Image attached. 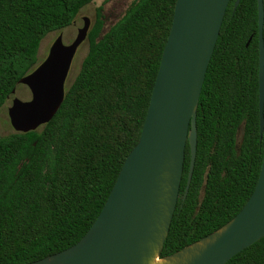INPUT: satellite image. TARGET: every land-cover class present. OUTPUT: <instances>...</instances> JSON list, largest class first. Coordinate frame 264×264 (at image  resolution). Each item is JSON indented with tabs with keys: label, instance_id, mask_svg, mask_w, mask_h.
I'll list each match as a JSON object with an SVG mask.
<instances>
[{
	"label": "trees",
	"instance_id": "16d2710c",
	"mask_svg": "<svg viewBox=\"0 0 264 264\" xmlns=\"http://www.w3.org/2000/svg\"><path fill=\"white\" fill-rule=\"evenodd\" d=\"M91 1L0 0V108L37 65L41 39L70 25ZM175 1L133 0L105 32L99 7L88 51L54 116L35 130L0 136V264L56 253L89 229L138 141ZM234 2H228L206 69L193 171L185 191L187 142L161 256L231 219L259 175L264 132L260 138L257 0H240L235 8ZM225 264H264V236Z\"/></svg>",
	"mask_w": 264,
	"mask_h": 264
},
{
	"label": "water",
	"instance_id": "95a60500",
	"mask_svg": "<svg viewBox=\"0 0 264 264\" xmlns=\"http://www.w3.org/2000/svg\"><path fill=\"white\" fill-rule=\"evenodd\" d=\"M229 1H175L138 141L125 157L100 212L76 243L25 264H225L264 236L263 147L255 187L241 209L209 234L173 253L160 255L179 196L187 142L190 165L185 191L193 171L199 96ZM239 1L235 0L234 8ZM257 10L262 138L264 0H257ZM88 30V22L78 27L68 44L59 34L45 59L19 80L18 84L27 86L31 96L28 100L14 97L7 108L15 131L35 130L57 112L65 95L72 58Z\"/></svg>",
	"mask_w": 264,
	"mask_h": 264
},
{
	"label": "rangeland",
	"instance_id": "374dc122",
	"mask_svg": "<svg viewBox=\"0 0 264 264\" xmlns=\"http://www.w3.org/2000/svg\"><path fill=\"white\" fill-rule=\"evenodd\" d=\"M133 0H92L90 3L82 7L77 13L74 20L76 24L71 23L70 25L55 31L48 32L40 41L37 55L36 64L38 65L45 59L48 54L49 47L55 38L62 34V40L64 43H70L77 34L78 27L89 23V30L92 27L96 19V11L100 7L104 16V25L102 32H105L111 25H113L125 12L128 6ZM88 30V32H89ZM89 48V40L86 37L77 47L76 52L72 58L68 74L65 80V88L75 78L78 70L81 66V62L86 55ZM36 65V66H37ZM30 91L24 84H17L14 93L10 94L4 105L0 108V136H5L13 133L15 130L11 126L7 108L11 105V101L14 97L20 98L21 100H28L30 98ZM242 127L238 130L237 140L241 139Z\"/></svg>",
	"mask_w": 264,
	"mask_h": 264
}]
</instances>
